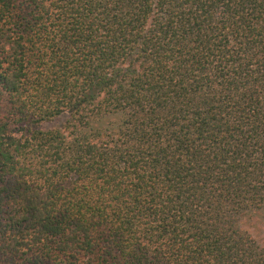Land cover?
<instances>
[{
  "label": "trees",
  "instance_id": "1",
  "mask_svg": "<svg viewBox=\"0 0 264 264\" xmlns=\"http://www.w3.org/2000/svg\"><path fill=\"white\" fill-rule=\"evenodd\" d=\"M263 210L264 0H0V264H264Z\"/></svg>",
  "mask_w": 264,
  "mask_h": 264
},
{
  "label": "rangeland",
  "instance_id": "2",
  "mask_svg": "<svg viewBox=\"0 0 264 264\" xmlns=\"http://www.w3.org/2000/svg\"><path fill=\"white\" fill-rule=\"evenodd\" d=\"M66 121V116H61L48 122H44L38 126L43 130L58 128ZM240 227L250 234L258 242L264 241V210L244 218Z\"/></svg>",
  "mask_w": 264,
  "mask_h": 264
},
{
  "label": "clouds",
  "instance_id": "3",
  "mask_svg": "<svg viewBox=\"0 0 264 264\" xmlns=\"http://www.w3.org/2000/svg\"><path fill=\"white\" fill-rule=\"evenodd\" d=\"M82 264H86V261L85 262H82Z\"/></svg>",
  "mask_w": 264,
  "mask_h": 264
}]
</instances>
